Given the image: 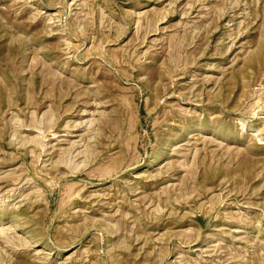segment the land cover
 Segmentation results:
<instances>
[{"label":"rangeland","instance_id":"1","mask_svg":"<svg viewBox=\"0 0 264 264\" xmlns=\"http://www.w3.org/2000/svg\"><path fill=\"white\" fill-rule=\"evenodd\" d=\"M0 264H264V0H0Z\"/></svg>","mask_w":264,"mask_h":264}]
</instances>
